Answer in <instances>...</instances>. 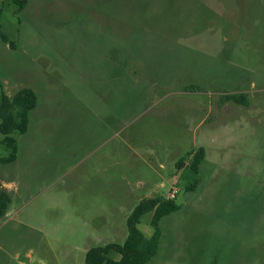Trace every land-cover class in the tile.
<instances>
[{
    "label": "rangeland",
    "instance_id": "374dc122",
    "mask_svg": "<svg viewBox=\"0 0 264 264\" xmlns=\"http://www.w3.org/2000/svg\"><path fill=\"white\" fill-rule=\"evenodd\" d=\"M0 21V101L38 98L15 162L0 145V264H86L174 188L148 264H264V0H0Z\"/></svg>",
    "mask_w": 264,
    "mask_h": 264
},
{
    "label": "trees",
    "instance_id": "16d2710c",
    "mask_svg": "<svg viewBox=\"0 0 264 264\" xmlns=\"http://www.w3.org/2000/svg\"><path fill=\"white\" fill-rule=\"evenodd\" d=\"M17 8L22 11L27 6L29 0H13ZM0 38L11 47L12 43L2 33L0 23ZM1 86V81H0ZM226 101L238 102V99L227 96ZM38 105L37 94L31 89L21 90L15 97L11 98L5 93L0 101V133L3 138L0 145L5 146L10 151V156L4 159V163H13L17 159L18 145L14 134H25L29 127V115ZM206 153L200 149L191 159V170L199 174L200 166L205 160ZM182 164V163H181ZM199 181L190 187L192 191L197 188ZM11 198L4 191L0 182V219L7 215ZM180 210V206L174 200L164 197L143 199L133 210L127 220L128 237L123 244H108L106 246L90 249L86 254V264H148L158 253L161 239V220ZM152 213L151 226L154 233L151 238H147L139 229L141 219Z\"/></svg>",
    "mask_w": 264,
    "mask_h": 264
},
{
    "label": "built area",
    "instance_id": "2783aa9c",
    "mask_svg": "<svg viewBox=\"0 0 264 264\" xmlns=\"http://www.w3.org/2000/svg\"><path fill=\"white\" fill-rule=\"evenodd\" d=\"M178 193V189H172L171 193L169 194V196L167 197V199L169 200H173L176 198V194Z\"/></svg>",
    "mask_w": 264,
    "mask_h": 264
},
{
    "label": "crops",
    "instance_id": "0c3cea01",
    "mask_svg": "<svg viewBox=\"0 0 264 264\" xmlns=\"http://www.w3.org/2000/svg\"><path fill=\"white\" fill-rule=\"evenodd\" d=\"M29 2H30V0H29ZM29 2H28V4H27V6L29 5ZM27 6H26V7H27ZM26 7H25V8H26ZM24 10H25V9H24ZM22 11H23V10H22ZM0 23H1V21H0ZM8 45H9V44H8ZM3 186H4V184H3ZM7 214H8V212H7ZM6 216H7V215H6ZM6 216H5V217H6Z\"/></svg>",
    "mask_w": 264,
    "mask_h": 264
}]
</instances>
